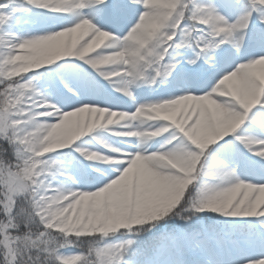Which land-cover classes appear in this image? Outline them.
<instances>
[{
	"label": "snow or ice",
	"instance_id": "obj_1",
	"mask_svg": "<svg viewBox=\"0 0 264 264\" xmlns=\"http://www.w3.org/2000/svg\"><path fill=\"white\" fill-rule=\"evenodd\" d=\"M0 264H264V0H0Z\"/></svg>",
	"mask_w": 264,
	"mask_h": 264
}]
</instances>
